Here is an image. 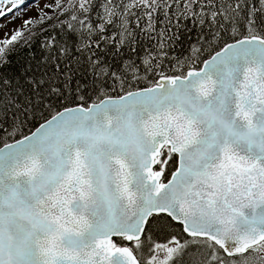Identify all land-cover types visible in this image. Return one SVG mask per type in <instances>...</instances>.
<instances>
[{
    "label": "snow or ice",
    "instance_id": "6c2138e0",
    "mask_svg": "<svg viewBox=\"0 0 264 264\" xmlns=\"http://www.w3.org/2000/svg\"><path fill=\"white\" fill-rule=\"evenodd\" d=\"M0 264H264V0H0Z\"/></svg>",
    "mask_w": 264,
    "mask_h": 264
},
{
    "label": "rangeland",
    "instance_id": "374dc122",
    "mask_svg": "<svg viewBox=\"0 0 264 264\" xmlns=\"http://www.w3.org/2000/svg\"><path fill=\"white\" fill-rule=\"evenodd\" d=\"M29 4L34 3V0H27ZM41 4L44 2V0H40ZM36 15V9L34 7L28 8L26 11L23 13V19H27L30 16H35ZM21 23V20L16 21V25H19ZM14 25H9V27H13Z\"/></svg>",
    "mask_w": 264,
    "mask_h": 264
}]
</instances>
